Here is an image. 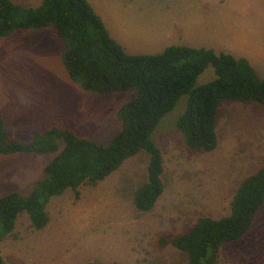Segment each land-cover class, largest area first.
<instances>
[{
  "label": "rangeland",
  "instance_id": "rangeland-1",
  "mask_svg": "<svg viewBox=\"0 0 264 264\" xmlns=\"http://www.w3.org/2000/svg\"><path fill=\"white\" fill-rule=\"evenodd\" d=\"M11 1L36 8L42 0ZM87 1L127 54L155 55L179 45L211 49L245 58L264 79V0ZM64 49L48 30L0 39V114L10 140L27 143L32 130L57 127L106 145L118 132L119 108L135 92L82 90L63 67ZM213 78L209 67L197 85ZM186 102L184 95L152 135L162 153L165 188L151 211L133 204L147 174L148 157L141 152L103 181L80 186L78 198L71 190L50 198L43 229L34 230L20 214L13 232L0 240L3 264H185L186 256L168 242L201 217L228 216L240 183L264 167V107L223 102L216 148L196 153L176 128ZM55 156L0 154V197L27 196ZM218 264H264V205L248 233L221 248Z\"/></svg>",
  "mask_w": 264,
  "mask_h": 264
},
{
  "label": "trees",
  "instance_id": "trees-1",
  "mask_svg": "<svg viewBox=\"0 0 264 264\" xmlns=\"http://www.w3.org/2000/svg\"><path fill=\"white\" fill-rule=\"evenodd\" d=\"M28 30H48L64 44L63 67L82 90L99 95L134 91L135 97L119 108V130L106 145L57 127L32 130L29 142H15L0 114L1 155L56 153L27 196L10 192L0 197V240L13 232L22 213L34 230L43 229L49 221L50 198L67 190L78 198L80 186L103 181L141 152L148 157L147 174L134 192L133 204L140 212L151 211L165 188L162 153L152 135L182 96L187 102L176 128L185 147L196 153L216 148L217 113L223 102L264 107V79L245 58L181 45L155 55L127 54L87 0H42L36 8L0 0V39ZM209 67L214 78L197 85ZM263 205L264 167L240 183L228 216L201 217L168 244L186 256L185 264H218L221 248L248 233Z\"/></svg>",
  "mask_w": 264,
  "mask_h": 264
},
{
  "label": "crops",
  "instance_id": "crops-1",
  "mask_svg": "<svg viewBox=\"0 0 264 264\" xmlns=\"http://www.w3.org/2000/svg\"><path fill=\"white\" fill-rule=\"evenodd\" d=\"M110 34V33H109ZM170 34V33H169ZM111 36V35H110ZM112 37V36H111ZM114 38H116L120 43H122V41H121V37H115L114 36ZM122 45H123V47L125 48V46H126V44H124V43H122ZM166 45V44H165ZM162 46H164V45H162ZM154 51H156V49L154 50Z\"/></svg>",
  "mask_w": 264,
  "mask_h": 264
}]
</instances>
